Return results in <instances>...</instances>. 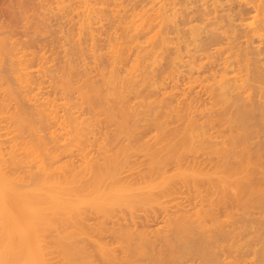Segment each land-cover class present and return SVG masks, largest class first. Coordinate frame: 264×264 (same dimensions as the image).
<instances>
[{
	"label": "bare ground",
	"instance_id": "obj_1",
	"mask_svg": "<svg viewBox=\"0 0 264 264\" xmlns=\"http://www.w3.org/2000/svg\"><path fill=\"white\" fill-rule=\"evenodd\" d=\"M68 1L61 55L0 37V264H264V0Z\"/></svg>",
	"mask_w": 264,
	"mask_h": 264
},
{
	"label": "rangeland",
	"instance_id": "obj_2",
	"mask_svg": "<svg viewBox=\"0 0 264 264\" xmlns=\"http://www.w3.org/2000/svg\"><path fill=\"white\" fill-rule=\"evenodd\" d=\"M25 1H27V4H25V2H24V0H19V2L17 1V0H0V37H4V39L6 40V42H7V44L9 45H11V44H14L15 46H19L20 44H25V45H28V46H31L32 48L31 49H33L34 50V52L35 51H37L38 50V48L40 49L39 51L42 53V54H44V55H47V56H49L51 53H54L55 55L57 54V55H61L62 54V50H61V52L60 51H58V49H63L64 47H66V45H64V43L63 42H65V39L66 38H64L63 36H65V37H67V35H66V30H67V33H68V31H70V32H73L74 33V30H75V19L74 18H76L77 19V16L76 17H73V16H75V11H73V13H72V11H68V9H72V7L74 8V4L73 3H70V1H66V3L65 2H63L64 0H59V2H58V0L56 1V0H54V1H52V0H25ZM34 1V3H31V2H33ZM42 1V2H41ZM53 3H52V2ZM36 2V3H35ZM45 2V3H44ZM49 4H48V3ZM20 3V4H19ZM31 3V4H30ZM41 3V5L43 6H39V4ZM62 3H64L63 4V6L66 4V5H70L71 4V7H68V6H64L65 8H67L66 10H65V8H61V6H60V4L62 5ZM23 4V5H22ZM35 4V5H34ZM54 4H56V5H54ZM59 4V5H58ZM29 5V6H28ZM48 5L49 6H51V7H48ZM37 6V7H36ZM44 6H45V8H44ZM53 6V7H52ZM59 6V7H58ZM62 6V7H63ZM47 7V8H46ZM56 7H58V8H56ZM31 8H32V10H31ZM35 8V9H34ZM42 8V9H41ZM44 8V9H43ZM50 8V9H49ZM51 8H53V9H51ZM40 11H39V10ZM55 9V10H54ZM63 10L62 12H60V11H58V10ZM35 10H37V11H35ZM43 10L45 11V12H43ZM50 12H49V11ZM54 10V11H53ZM57 10V11H56ZM73 10V9H72ZM75 10V9H74ZM25 11V12H24ZM27 11V12H26ZM53 11V12H52ZM65 11V12H64ZM23 12V13H22ZM36 12V13H35ZM66 12H69V13H67L68 14V16H67V14H65ZM44 13V14H43ZM53 13H55L54 15H53ZM70 13H72V14H74L73 16H72V14H70ZM32 14L34 15V16H32ZM37 14V15H36ZM43 14V15H42ZM60 14V15H59ZM64 14V15H63ZM70 14V15H69ZM28 15H29V17H28ZM58 15V16H57ZM36 16V17H35ZM45 16V17H44ZM50 16V17H49ZM57 16V17H56ZM68 18H67V17ZM25 17V18H24ZM28 17V18H27ZM37 18L38 20L39 19H42V20H39V21H37L36 22V19H33V18ZM45 19V18H47L48 17V20H46V22H48V21H50L51 22V26L53 25V26H55V27H49L50 26V22H48L49 24H45V20L43 19V18ZM64 17V18H63ZM69 17H71L72 18V20H74L73 22H71L72 20H71V18L69 19ZM57 18V19H56ZM62 18V19H61ZM28 19V20H27ZM61 19V20H60ZM65 19H67V20H65ZM69 19V20H68ZM32 20L34 21V23L32 22ZM64 20V21H63ZM41 21V23H38V22H40ZM58 21V22H57ZM69 21V22H68ZM33 23V25H32V23ZM64 22H66L65 24H64ZM23 23V24H22ZM37 25H36V24ZM44 23V25L46 26V28H47V25H48V29L49 30H46V31H44V33H43V30H41V32L40 33H38L40 30V28H42V27H39V24H40V26H44V25H41V24H43ZM74 23V25L72 26L71 24H73ZM235 23H236V21H235ZM29 24H30V26H29ZM35 24V25H34ZM59 24H61V26H60V28H59ZM26 25V26H25ZM34 26L36 29L39 27V29H37V30H39L38 32L36 31V30H34V27H32V26ZM69 25V26H68ZM63 26H65L64 28H63ZM69 27V28H68ZM32 30H31V29ZM54 29H57V30H54ZM61 29V30H60ZM66 29V30H65ZM69 29V30H68ZM71 29H74L73 31L71 30ZM4 30V31H3ZM25 30V31H24ZM35 31V33L36 34H34V32H32V31ZM51 30H53V32H49V31H51ZM48 31V33H46L45 34V32H47ZM28 32V33H27ZM55 32H56V34H55ZM57 32H58V34H57ZM65 32V33H64ZM31 33H33V35L31 34ZM63 33V34H62ZM6 34V35H5ZM43 34L45 35V37H43ZM49 34V35H48ZM62 34V35H61ZM71 34V33H70ZM4 35V36H3ZM37 35V36H36ZM42 35V36H41ZM68 35H69V33H68ZM48 36V37H47ZM56 36V37H55ZM12 37V38H11ZM35 38V39H34ZM49 38V39H48ZM57 38H59V39H57ZM52 39V40H51ZM57 39V40H56ZM14 40V41H13ZM18 40V41H17ZM48 40V41H47ZM59 40H61L60 41V43H59ZM13 42V43H11V42ZM28 41V42H27ZM50 41V42H49ZM63 41V42H62ZM67 41V40H66ZM10 42V43H9ZM34 42V43H33ZM48 42V43H47ZM54 42V43H53ZM27 43V44H26ZM36 43V44H35ZM45 43V44H44ZM51 43V44H50ZM57 43V44H56ZM59 43V44H58ZM61 43H62V45H63V47H61L62 45H61ZM42 44V45H41ZM43 45H45V46H43ZM49 45H50V47H49ZM51 45L53 46V47H51ZM61 45V46H60ZM35 46H37V48L35 47ZM39 46V47H38ZM41 46H43V48L41 47ZM47 46V47H46ZM36 49H35V48ZM46 47V48H45ZM51 48V50H53V51H51L49 48ZM61 47V48H60ZM41 48H42V50H41ZM67 48L69 49V46L67 45ZM57 50V51H56ZM45 51H47V52H45ZM43 52H45V53H43ZM57 52V53H56ZM36 53V52H35ZM38 53V52H37ZM36 53V54H37ZM48 53H49V55H48ZM40 54V53H39ZM54 54H51V55H54ZM50 55V56H51ZM124 67V66H123ZM122 67V68H123ZM148 67V66H147ZM149 69H151V66L149 65ZM148 69V70H149ZM121 71H123L122 69H120ZM157 73H158V70L156 71ZM159 73H160V71H159ZM161 75V74H160ZM158 76H159V74H158ZM161 77V76H160ZM159 77V78H160ZM163 77V76H162ZM161 79V78H160ZM166 79V78H165ZM168 79V78H167ZM167 79L166 80H164L165 82L167 81ZM181 79V78H180ZM180 79H178V80H180ZM182 80V79H181ZM183 81V80H182ZM164 82V83H165ZM171 82V81H170ZM170 82H168L167 84H170ZM163 83V84H164ZM178 85H181L182 84V87L181 86H179V87H177V89L179 88V90H181V91H183V88L184 89H186V87H183L184 85V82L182 83L181 81H178ZM181 83V84H180ZM166 84V83H165ZM164 84V85H165ZM197 84V83H196ZM166 86H168V85H166ZM170 86V85H169ZM198 86V85H197ZM196 85H194V91L196 90V87H197ZM169 88V87H168ZM181 88V89H180ZM198 88V87H197ZM177 89H175V91H176V93L178 92H180L179 90H177ZM187 90V89H186ZM255 90V89H254ZM156 91V92H155ZM154 91V93H152V95L155 97V95L157 96L158 94H159V92L157 91V90H155ZM194 91H192L191 92V90H190V92L191 93H193ZM196 91H199V88L196 90ZM195 91V92H196ZM187 92V91H186ZM189 92V93H190ZM194 92V93H195ZM173 93H174V89H173ZM189 93H187L188 95H189ZM193 93V94H194ZM198 94L197 95H201L202 96V98H200V100H199V103H200V101L203 99V97H205L206 95V93H205V91H204V93L205 94H202L201 93V91L200 92H197ZM199 93H201V94H199ZM181 94V93H180ZM196 94V93H195ZM177 95H179V94H177ZM190 95H192V94H190ZM193 96V95H192ZM200 96V97H201ZM204 99H207V98H204ZM197 100V99H196ZM208 100V99H207ZM206 100V102L208 103V101ZM204 101V100H203ZM196 102V101H195ZM205 102V101H204ZM196 103H198V101L196 102ZM202 103V102H201ZM212 130V132H213V130L214 129H211ZM213 133H216V130H214V132ZM257 133V132H256ZM259 133V132H258ZM257 133V134H258ZM260 135V136H259ZM259 135H256L257 136V138L255 137V135L253 136V138H252V140L251 141H254V142H257L258 140L261 142V141H263L264 140V137L261 135V134H259ZM217 140L216 141H218L219 140V137H215ZM214 137H211V139H215ZM211 139L209 140V141H211ZM256 141H255V140ZM258 141V142H259ZM212 142V141H211ZM253 145H254V143H253ZM256 146V145H255ZM139 155V154H138ZM138 155H136V156H138ZM135 156V157H136ZM196 156V157H195ZM140 157H142L141 155H140ZM143 158V157H142ZM191 158H195L196 160H200V161H202L203 160V158H204V154L202 153V155H201V152L200 153H198V154H194L193 155V157H191ZM140 158H139V156H138V160H139ZM137 159H135V161H136ZM140 161V160H139ZM141 162V161H140ZM204 163H206V162H204ZM203 163V164H204ZM140 164H142V162L140 163ZM140 164H138L137 166L135 165V168L136 167H138ZM171 165H169L170 167H172V163H170ZM207 164V163H206ZM168 166V167H169ZM134 168V170L135 171H137L138 170V168H137V170ZM140 169L142 168V166L141 167H139ZM206 168L207 169H210V166L209 167H207L206 166ZM205 168V169H206ZM131 170V169H130ZM130 170H126L127 172H130ZM135 171H133V169H132V171L131 172H135ZM127 172H125V174L127 173ZM130 172V173H131ZM137 173V172H136ZM124 174V173H123ZM124 174V175H125ZM127 176H128V174H126ZM133 175V174H132ZM132 175H130L129 174V178H130V176L132 177ZM136 175V174H135ZM134 175V176H135ZM133 176V177H134ZM124 177H126V176H124ZM181 188V187H180ZM179 188V189H180ZM176 189H177V187H176ZM184 189H186V188H183L182 187V192L183 193H181L180 191H179V193H175V195L174 196H176L175 197V201H178L179 202V205H180V207H181V209L182 210H184V211H191L192 209H194V207L192 206V205H194V203H197V202H194L195 200L193 199V197H195V196H193L192 197V195L194 194V193H191L190 192V194H192V195H187V193L190 191L189 189L187 190L188 192H186V191H184ZM181 190V189H180ZM176 191H178V190H176ZM192 191V190H191ZM185 192V193H184ZM185 194V197L183 196ZM182 196V197H181ZM189 196H190V198H189ZM187 197V198H186ZM196 198V197H195ZM170 200V199H169ZM173 200V199H172ZM192 200H194V201H192ZM171 201V200H170ZM174 201V202H175ZM174 202L172 203L171 202V209L173 208V206L172 205H174ZM194 202V203H193ZM168 204V203H167ZM195 205H198V203L197 204H195ZM169 206H170V203H169ZM196 207V206H195ZM220 208L219 209H217L218 211V214H220V212H224V210L227 208V206L226 207H224V206H219ZM175 208V207H174ZM173 208V209H174ZM257 209L258 208H254L253 210H251L252 212H253V214H252V212L250 213V214H252V216H251V218L249 217V214H248V216L245 218V219H247L248 220V225L250 224V225H252V223H250V222H253L252 221V219L254 218V217H256V213L257 212H255V211H257ZM153 210V211H152ZM155 209H151V211H152V214H154V215H147L148 216V222L147 221H145L147 218V216L145 217L146 219H144L142 216L144 215H141L139 218H141V219H143V220H140V219H138L137 220V218H138V214H137V217L135 216V218H136V225L135 224H133V226L135 227H138L137 229H140V228H143V226L144 227H146V228H144L145 230H147V228H148V230L149 229H152V228H154V227H156L157 225L159 226L161 223H162V219L163 218H161V214H163V213H161L159 210L158 211H154ZM221 210V211H220ZM223 210V211H222ZM142 211V210H141ZM141 211H138V213H140ZM149 212H150V210H148ZM220 211V212H219ZM147 212V211H146ZM154 212V213H153ZM142 213H145V211L144 212H142ZM141 214V213H140ZM139 214V215H140ZM148 214H150V213H148ZM259 214V213H258ZM257 214V215H258ZM146 215V214H145ZM221 215H223V213H221ZM260 215V214H259ZM258 215V216H259ZM237 217L238 218H242L241 216L239 217V215H237ZM245 217V216H244ZM243 217V218H244ZM259 218H260V216H259ZM255 219V218H254ZM258 219V218H257ZM122 220V219H121ZM135 220V219H134ZM241 221H242V219H240ZM246 220V221H247ZM250 220V221H249ZM256 220V219H255ZM254 220V221H255ZM123 222H124V220H122ZM121 221V222H122ZM129 221V220H128ZM160 221H161V223H160ZM257 221H260V220H257ZM264 221V220H263ZM119 222H120V220H119ZM122 222V223H123ZM132 222V221H131ZM130 222V223H131ZM243 222L245 223V221H244V219H243ZM129 223V222H128ZM117 224V223H116ZM264 224V223H263ZM124 225V224H123ZM132 225V224H131ZM157 226V227H158ZM147 230V231H148ZM152 230H154V229H152ZM151 230V232L150 231H148V233H151L152 235H154L155 236V234H153L152 231ZM243 230V229H242ZM244 232H245V230H244ZM264 231H262L260 234H262ZM242 233V232H241ZM243 234V233H242ZM243 235H245L243 238H245L246 237V234H243ZM251 235V234H250ZM105 237L107 236V235H104ZM111 236V235H110ZM109 236V237H110ZM151 236V235H150ZM254 236H256V235H254ZM258 236H259V234H258ZM257 236V237H258ZM262 236H264V235H262ZM105 237H103V239L105 238ZM217 237V236H216ZM222 236H218V238H221ZM251 237V236H250ZM113 239V237L111 236L110 237V239ZM151 238H153V236H151ZM251 238H253V237H251ZM250 238V239H251ZM261 238V237H260ZM263 238V237H262ZM107 239H108V236H107ZM110 239H108L107 241H110ZM111 239V240H112ZM154 239H156L155 237H154ZM254 239H256V238H254ZM258 239V238H257ZM157 241L159 240V238H157L156 239ZM244 239H242L241 241H243ZM253 240V239H252ZM251 240V241H252ZM106 241V242H107ZM114 241V239L112 240V242ZM255 241V240H254ZM111 242V241H110ZM109 242V243H110ZM111 242V243H112ZM253 242V241H252ZM251 242V243H252ZM258 242H259V240H258ZM258 242L256 243V244H258ZM157 243V242H156ZM254 243V242H253ZM252 243V244H253ZM261 243V242H260ZM158 244V243H157ZM157 244H155V245H157ZM222 245V244H221ZM260 245V244H259ZM262 245V244H261ZM220 246V245H219ZM218 246V248H219V250L216 248L217 246H215L214 247V249H215V251H217L218 250V253L216 252H212L215 256H217L220 260H222V259H225V260H227L228 258H227V255L229 254L228 253V251L230 250L229 248H227V247H225V246H223L222 245V248L221 247H219ZM256 247H258L257 245H256ZM224 248V249H223ZM262 248H264V246H262ZM261 248V249H262ZM220 249H222V250H220ZM245 249V246L243 247V250ZM260 249V250H261ZM246 250V249H245ZM262 250H264V249H262ZM227 252V253H226ZM246 252V251H245ZM264 252V251H263ZM218 254H219V256H218ZM264 254V253H263ZM194 255V257L192 258V263H194V264H196L197 263V261H198V256H195V254H193ZM251 255H249V257H250ZM248 256H244L243 258V260H244V262L246 263V264H251V263H248V260H249V262H250V259L251 258H249V259H245V258H247ZM252 257V256H251ZM194 258H195V260H194ZM98 261V260H97Z\"/></svg>",
	"mask_w": 264,
	"mask_h": 264
}]
</instances>
